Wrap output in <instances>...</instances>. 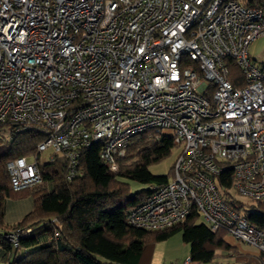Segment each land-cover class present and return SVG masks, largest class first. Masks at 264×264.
Returning a JSON list of instances; mask_svg holds the SVG:
<instances>
[{
  "label": "built area",
  "instance_id": "1",
  "mask_svg": "<svg viewBox=\"0 0 264 264\" xmlns=\"http://www.w3.org/2000/svg\"><path fill=\"white\" fill-rule=\"evenodd\" d=\"M263 35L264 8L244 0H0V125L41 136L37 156L6 162L12 189L40 183L55 155L67 180L81 176L94 143L117 171L130 137L154 130L180 150L127 224L161 231L195 211L264 257L243 216L264 200V60L248 51Z\"/></svg>",
  "mask_w": 264,
  "mask_h": 264
},
{
  "label": "trees",
  "instance_id": "2",
  "mask_svg": "<svg viewBox=\"0 0 264 264\" xmlns=\"http://www.w3.org/2000/svg\"><path fill=\"white\" fill-rule=\"evenodd\" d=\"M245 5L264 8V0H244ZM228 79L241 87L244 79L236 63L227 60ZM0 125V249L7 264H140L145 249L155 241L180 233L189 245L193 263L209 262L215 249L231 247L223 240L224 231L213 232L198 219L195 211L178 225L161 231L131 227L126 212L144 200L150 186L159 187L167 175L152 174L148 166L166 157L175 143L170 135L146 130L132 135L124 155L117 160V171L109 170L99 157L97 143L80 152L82 175L66 179V159L55 155L39 165L41 182L14 191L10 185L6 162L15 157L36 155L41 136L35 132H13ZM144 184L145 189L130 191L128 181ZM30 197L32 207L14 223L4 220V203L11 198ZM244 210L243 216L264 231V200ZM201 222H200V221ZM17 236L15 245L4 237L8 230ZM29 229L28 232H25ZM250 258V257H249ZM255 264H264L260 254Z\"/></svg>",
  "mask_w": 264,
  "mask_h": 264
},
{
  "label": "rangeland",
  "instance_id": "3",
  "mask_svg": "<svg viewBox=\"0 0 264 264\" xmlns=\"http://www.w3.org/2000/svg\"><path fill=\"white\" fill-rule=\"evenodd\" d=\"M248 51L251 58L255 61L264 60V35L251 42ZM7 130L8 129L4 130V136H7ZM179 150L178 146H173L170 153L166 157L148 166L149 171L155 175H167L168 177H171L173 163L179 153ZM126 181L129 183L131 192L145 189L147 187L144 184H139L130 180ZM37 185L35 184L30 186V189L35 188ZM15 199L16 198H11L9 201ZM241 199L246 201L244 198ZM253 206L255 205L249 203L245 206V209L252 210ZM12 233H14V230L10 229L3 235L8 241L12 242V239L9 237ZM223 240L231 247V249L228 250L226 248L219 247L215 249V256L211 261L196 262L194 264H255L259 261L257 259L259 251L255 247L235 239L228 233L223 235ZM188 249L189 246L183 242L180 233H174L168 238L155 241L151 246L147 247L143 252L140 264H182L184 259L188 256ZM100 260L103 264H106L105 260L101 258ZM2 263L7 264V261H3Z\"/></svg>",
  "mask_w": 264,
  "mask_h": 264
},
{
  "label": "crops",
  "instance_id": "4",
  "mask_svg": "<svg viewBox=\"0 0 264 264\" xmlns=\"http://www.w3.org/2000/svg\"><path fill=\"white\" fill-rule=\"evenodd\" d=\"M7 199L4 203V220L7 223H12L23 217L27 212L30 211L32 207V199L30 197L19 198L15 200ZM184 242V241H183ZM188 245L186 242H184ZM189 246V245H188ZM2 251L0 249V264L4 260V257L1 256ZM189 254V249H188ZM260 255V253H259Z\"/></svg>",
  "mask_w": 264,
  "mask_h": 264
}]
</instances>
